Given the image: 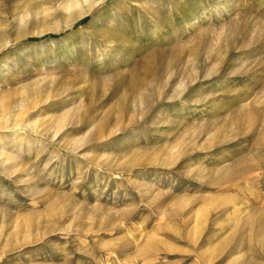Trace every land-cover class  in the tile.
Instances as JSON below:
<instances>
[{
  "label": "rangeland",
  "instance_id": "obj_1",
  "mask_svg": "<svg viewBox=\"0 0 264 264\" xmlns=\"http://www.w3.org/2000/svg\"><path fill=\"white\" fill-rule=\"evenodd\" d=\"M83 2L0 0V264H264V0Z\"/></svg>",
  "mask_w": 264,
  "mask_h": 264
},
{
  "label": "bare ground",
  "instance_id": "obj_2",
  "mask_svg": "<svg viewBox=\"0 0 264 264\" xmlns=\"http://www.w3.org/2000/svg\"><path fill=\"white\" fill-rule=\"evenodd\" d=\"M81 1L82 0H74V3H72V4L70 3L69 8H73V7H76V6L80 5ZM98 1L99 0H84V2L89 5V7H93L95 5V3L98 2ZM84 2H83V4H85Z\"/></svg>",
  "mask_w": 264,
  "mask_h": 264
}]
</instances>
